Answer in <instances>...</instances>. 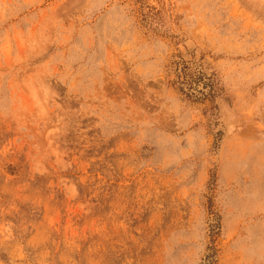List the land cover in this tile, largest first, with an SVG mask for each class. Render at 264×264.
<instances>
[{"label": "rangeland", "instance_id": "obj_1", "mask_svg": "<svg viewBox=\"0 0 264 264\" xmlns=\"http://www.w3.org/2000/svg\"><path fill=\"white\" fill-rule=\"evenodd\" d=\"M0 264H264V0H0Z\"/></svg>", "mask_w": 264, "mask_h": 264}]
</instances>
